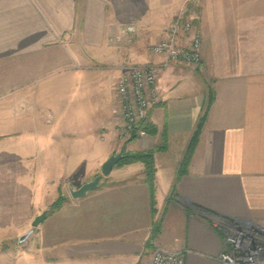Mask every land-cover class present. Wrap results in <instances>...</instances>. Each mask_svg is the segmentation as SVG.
I'll list each match as a JSON object with an SVG mask.
<instances>
[{
    "label": "crops",
    "instance_id": "obj_1",
    "mask_svg": "<svg viewBox=\"0 0 264 264\" xmlns=\"http://www.w3.org/2000/svg\"><path fill=\"white\" fill-rule=\"evenodd\" d=\"M177 17L199 29L202 65L170 62L148 114L156 133L121 144L115 85L128 65L160 63L148 48ZM129 24L134 40L115 41ZM159 145L152 190L133 163L69 196L122 148ZM59 196L26 264H147L156 245L223 264L215 219L264 228V0H0V244Z\"/></svg>",
    "mask_w": 264,
    "mask_h": 264
},
{
    "label": "built area",
    "instance_id": "obj_2",
    "mask_svg": "<svg viewBox=\"0 0 264 264\" xmlns=\"http://www.w3.org/2000/svg\"><path fill=\"white\" fill-rule=\"evenodd\" d=\"M136 33V25H122L113 39L132 42ZM201 45L200 31L193 20L177 17L164 30L162 39L148 48L152 55L161 58L158 65H128L125 68L114 88L118 98V130L122 140H129L132 136L142 139L147 135L142 124L149 112L161 102L159 73L170 62L199 68L202 65ZM213 224L223 235V252L217 261L223 264H264V228L242 220L215 219ZM148 264H185V252L156 245Z\"/></svg>",
    "mask_w": 264,
    "mask_h": 264
},
{
    "label": "trees",
    "instance_id": "obj_3",
    "mask_svg": "<svg viewBox=\"0 0 264 264\" xmlns=\"http://www.w3.org/2000/svg\"><path fill=\"white\" fill-rule=\"evenodd\" d=\"M203 121H204V116L200 119V122L195 129L191 144H189V147L187 150L188 154H190L191 150L193 149L197 141ZM142 127L145 130L147 135H154L156 133L154 126H152L148 122V117H147V120L143 122ZM133 140H135V136H132L131 141ZM162 150H164V146L162 145H159L152 150L142 151V152H125L124 148H122L123 158L117 165L124 166V165L133 164V163H142L144 165L145 182L150 186L152 190L153 181H154V173H155L154 155L155 153L160 152ZM64 200L65 199L62 196H59L58 199L49 207L48 212H53V211L58 210L65 202ZM157 233H158V227H155V230L153 231V234L151 236V240L155 238Z\"/></svg>",
    "mask_w": 264,
    "mask_h": 264
},
{
    "label": "water",
    "instance_id": "obj_4",
    "mask_svg": "<svg viewBox=\"0 0 264 264\" xmlns=\"http://www.w3.org/2000/svg\"><path fill=\"white\" fill-rule=\"evenodd\" d=\"M123 158V154L122 151H120L117 154H113L111 156H109L101 165L100 168V175L96 176L93 180H90L88 182H86L85 184H83L81 187H79L78 189L74 188L73 186H68V193L69 196L74 199H82L84 198L88 193L96 190L98 188L99 185V181L101 177H108L109 174L111 173L112 169L122 160ZM48 211L45 210L43 211L40 215L36 216L32 223H31V227L32 229L25 235H23L20 239L19 242H23L25 241L33 232V229H35L36 227L39 226V224H41V222L44 220V218L46 217Z\"/></svg>",
    "mask_w": 264,
    "mask_h": 264
},
{
    "label": "rangeland",
    "instance_id": "obj_5",
    "mask_svg": "<svg viewBox=\"0 0 264 264\" xmlns=\"http://www.w3.org/2000/svg\"><path fill=\"white\" fill-rule=\"evenodd\" d=\"M3 72H9V69H4ZM51 80H52V77L48 76L47 81H51ZM2 91H3V95L8 94L10 92V86L9 85L3 86ZM101 136H104V134L101 133ZM117 139L119 143L127 144L128 142L131 141L132 138L126 141L122 140L120 130H117ZM117 166L118 165H116L115 168H117ZM63 198L65 199L64 201H66L68 197H63ZM26 242L27 240L23 242L18 241V243L16 241H7L3 244H0V264H26V257H27L25 255L26 247H27ZM148 261L149 260L147 259V262H146L147 264H148Z\"/></svg>",
    "mask_w": 264,
    "mask_h": 264
}]
</instances>
